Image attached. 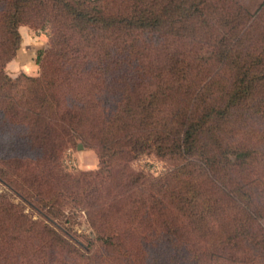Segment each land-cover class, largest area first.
<instances>
[{
	"label": "trees",
	"instance_id": "trees-1",
	"mask_svg": "<svg viewBox=\"0 0 264 264\" xmlns=\"http://www.w3.org/2000/svg\"><path fill=\"white\" fill-rule=\"evenodd\" d=\"M20 26L49 32L38 77L5 73ZM154 36L184 40L188 49L152 59ZM134 64L142 74L134 75ZM249 113L264 116V0L253 10L236 2L220 11L211 0H0V183L18 200L8 209L18 228L39 223L26 208L48 221L43 212L69 201L125 264H150L134 243L152 232L165 234L178 259L184 229L170 207L152 203L123 230L100 200L140 186L144 177L129 163L147 153L194 159L201 178L187 180L185 208L203 206L201 191L217 192L245 211L242 241L264 246L254 203V190L264 193V141L249 148L225 140L233 121ZM77 141L95 151L99 170L62 171V153ZM236 240L222 243L238 250Z\"/></svg>",
	"mask_w": 264,
	"mask_h": 264
},
{
	"label": "rangeland",
	"instance_id": "rangeland-1",
	"mask_svg": "<svg viewBox=\"0 0 264 264\" xmlns=\"http://www.w3.org/2000/svg\"><path fill=\"white\" fill-rule=\"evenodd\" d=\"M261 1L211 0V3L217 11L229 9L236 2L253 10ZM18 31L21 42L14 58L6 63L5 73L11 78L22 74L38 77V54L48 48L49 32L47 29L35 31L28 26H20ZM151 40L155 44L150 56L160 61L169 60L173 52L188 49L184 40L176 41L168 36L165 39L154 36ZM137 74H142V71L139 66L136 71L134 64V75ZM104 104H107L110 113L113 106L106 98ZM113 130L114 124L106 126L105 135ZM255 130L264 133V116L249 113L237 118L225 133L226 144L231 147H257L261 145L257 139L264 141V137L254 133L250 135V131ZM60 162L62 171L70 174L95 172L100 168L95 151L81 141L66 148ZM129 167L143 175L140 186L124 189L117 201L111 199L114 192L110 195L105 192L100 196V200L108 205L110 223L124 230L137 224L147 206L162 202L174 211L184 229L178 259L171 257L167 238L161 232H152L140 245L134 243L136 248L142 246L150 264H264L263 244H254L246 239L242 241L243 234L238 232V226L247 218L245 211L235 202L217 192L201 191L203 206L194 210L185 208L184 204L188 203L185 192L187 180L201 178V170L194 159L159 158L144 153L132 160ZM254 192V203L262 209L256 226V233L260 235L264 233V193L259 190ZM17 201L12 191L0 183V264H125L118 254L97 240L84 211L75 208L69 201L50 213L43 212L48 221L26 208L24 213L27 218L39 222L27 229L15 226L8 214L9 204L16 205ZM225 237H237L240 240L238 250L235 246L222 243ZM65 240L69 245L65 244Z\"/></svg>",
	"mask_w": 264,
	"mask_h": 264
}]
</instances>
